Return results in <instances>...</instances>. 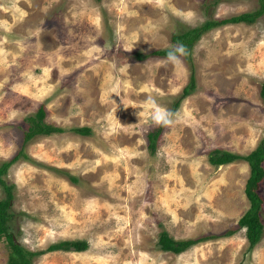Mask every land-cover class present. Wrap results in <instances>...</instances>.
Masks as SVG:
<instances>
[{
  "label": "rangeland",
  "instance_id": "1",
  "mask_svg": "<svg viewBox=\"0 0 264 264\" xmlns=\"http://www.w3.org/2000/svg\"><path fill=\"white\" fill-rule=\"evenodd\" d=\"M259 5L0 0V164L20 148L28 155L2 173L12 193L9 231L30 250L88 241L84 250L43 251L32 264H264V230L248 248L237 223L250 204L248 162L208 160L215 147L245 154L264 138V11L203 32L179 64L153 52L178 44L174 33ZM192 70L195 88L151 149L148 134L159 127L151 112L139 120L140 109L124 105H145L151 95L171 110ZM41 104L44 121L64 130L24 142L26 117ZM83 125L88 134L72 129ZM257 191L264 225V177ZM6 194L0 183V199ZM162 231L208 237L173 252L161 249ZM9 250L0 235V264Z\"/></svg>",
  "mask_w": 264,
  "mask_h": 264
},
{
  "label": "trees",
  "instance_id": "2",
  "mask_svg": "<svg viewBox=\"0 0 264 264\" xmlns=\"http://www.w3.org/2000/svg\"><path fill=\"white\" fill-rule=\"evenodd\" d=\"M264 11V0H260L259 7L253 10L242 11L235 13L222 18H209L204 20L199 25L189 27L182 30V32L174 33L171 36L173 41L182 43L186 45L189 54L186 56L190 59V54L192 51V46L194 42L203 34V32L208 29L224 24L227 22H253L259 15ZM169 49H156L153 52L157 55H166ZM140 53L137 52V56L140 57ZM195 88V74L192 70L190 73L189 81L183 86L179 97L174 101L171 111H174L178 106L180 100L186 95L190 94ZM260 95L264 97V80L260 86ZM44 105L41 104L35 110L33 114L28 115L26 118L29 120L30 124L24 132L23 140L27 142L33 136L37 134H49L53 131H62L64 130L62 126L55 125L44 121L45 115ZM73 130L81 134H88L91 129L90 127L83 126H74ZM160 132V127H157L155 130L150 131L148 134L149 145L151 149H154L155 139ZM20 155H23L25 158L28 155L20 148L16 154L9 160L3 161L0 164V183L6 189V196L0 199V235H4L10 246L8 258L6 264H32V258L34 255L40 254L46 250H84L88 247V241L86 239L75 238V239H63L58 242L50 243L43 251L41 249L30 250L25 248L23 245L17 243L13 239L12 232L9 231V226L7 220L12 217V212L8 211V205L12 197L11 185L6 184L5 180L2 177V173L6 171V168ZM236 159H244L249 164V175L246 178L244 191L249 199V206L247 209L238 217V225L245 226V234L248 239V248H251L262 236L264 225L259 214L262 205V198L257 191V186L259 182L264 177V167L262 162L264 160V138H261L254 148L249 152L237 153L230 150L222 149L215 147L209 151L208 160L214 165L223 164L226 162H231ZM71 178H75L71 176ZM232 229H229L227 232H231ZM214 236L210 234L209 237ZM208 236H199L196 238H186V239H176L168 235L166 231H162L159 235L158 242L161 249L170 250L173 252H180L195 242L206 238Z\"/></svg>",
  "mask_w": 264,
  "mask_h": 264
},
{
  "label": "clouds",
  "instance_id": "3",
  "mask_svg": "<svg viewBox=\"0 0 264 264\" xmlns=\"http://www.w3.org/2000/svg\"><path fill=\"white\" fill-rule=\"evenodd\" d=\"M181 18L184 19L186 22L191 19L190 15H181ZM131 50V49H129ZM189 54L188 49L186 45L182 43H178L176 45H173L167 52V62L176 65L182 62V58L186 57ZM126 108L128 106H132L133 108L140 109L137 112V116L140 119L144 118V112L146 110H149L151 112V115L149 117L151 123L153 126H159V127H170L175 122L176 119L179 118L178 113H173L171 110L160 106L157 104V101L154 97L151 95L146 96V104L145 105H124ZM25 243H28L27 240L24 241Z\"/></svg>",
  "mask_w": 264,
  "mask_h": 264
},
{
  "label": "crops",
  "instance_id": "4",
  "mask_svg": "<svg viewBox=\"0 0 264 264\" xmlns=\"http://www.w3.org/2000/svg\"><path fill=\"white\" fill-rule=\"evenodd\" d=\"M143 82L146 84L148 81H143ZM143 82H142V83H143ZM141 85H142V84H141ZM97 101H98V100H96V99L94 98L92 103L95 104V105H97V104H96V103H98ZM99 102H100V101H99ZM130 111H131V110H130Z\"/></svg>",
  "mask_w": 264,
  "mask_h": 264
},
{
  "label": "water",
  "instance_id": "5",
  "mask_svg": "<svg viewBox=\"0 0 264 264\" xmlns=\"http://www.w3.org/2000/svg\"><path fill=\"white\" fill-rule=\"evenodd\" d=\"M13 239H14L15 242H17L14 236H13Z\"/></svg>",
  "mask_w": 264,
  "mask_h": 264
}]
</instances>
